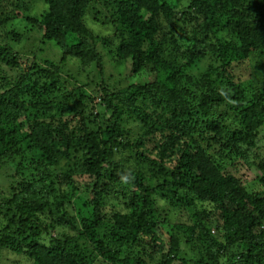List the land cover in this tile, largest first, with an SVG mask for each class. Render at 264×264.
<instances>
[{
    "label": "trees",
    "instance_id": "obj_1",
    "mask_svg": "<svg viewBox=\"0 0 264 264\" xmlns=\"http://www.w3.org/2000/svg\"><path fill=\"white\" fill-rule=\"evenodd\" d=\"M31 1L0 0V258L264 264V85L247 81L264 66V0H44L17 50ZM107 56L130 81L109 84ZM76 147L82 167L57 173Z\"/></svg>",
    "mask_w": 264,
    "mask_h": 264
},
{
    "label": "rangeland",
    "instance_id": "obj_2",
    "mask_svg": "<svg viewBox=\"0 0 264 264\" xmlns=\"http://www.w3.org/2000/svg\"><path fill=\"white\" fill-rule=\"evenodd\" d=\"M29 5H30L29 10H26L23 13L22 18L17 19L14 22L15 24H17V26L22 27L23 30L25 29V38L27 39V46L26 45L23 46V43H21L20 45H18L16 47L17 50H21L22 47H28L29 48L32 45V41L35 39L37 34H36V31L33 32L32 23H31V20H29V19L31 17H33V18L34 17H40V15L42 13H44V11L46 10V4L44 3V0H32ZM27 17H28V19H27ZM87 24L95 32L100 31V32H102V34L111 35L110 27L107 25V26L102 28V27L96 25L95 18L92 16H89V18L87 19ZM35 42H37V41L35 40ZM52 47H54V48L51 49ZM58 53H59V49L57 47H55L53 45L49 47L48 54H50L53 57V59H57ZM111 61H112V58L107 56L106 61H105V72H106V74L112 75V78H111L112 80L110 79L109 84H113L114 83L113 79H115V78L123 80V78H125L124 76L128 75V69L126 67L116 66L115 64H111L110 63ZM75 72H76V70H74V73ZM248 72H249V70H246L247 75H248ZM236 73H239V72L236 71ZM89 75L90 74L88 72H85V71L80 72V75H79V77H77L76 81H77V83H86V85H87L86 88L88 89V92H90V91L93 92L94 91V89H93L94 83L91 81H94L95 78L89 77ZM241 76H242V79L247 77L246 75H241ZM127 81H130V80H127L125 78L123 82L125 83ZM247 81L249 83H253V85L255 87H256V85L257 86H263L264 85V66L260 67V68H256L255 70H253L252 74L247 78ZM100 95H101V93L99 92L96 95V98L94 99V101L92 103L93 108L99 114H101L105 109V107L103 105H99V102H100L99 96ZM107 116L108 115H105L104 117L106 118ZM123 120H124L123 125H124L125 129H127V131L130 133L131 137H136L144 128L143 123L141 122V119L139 118L137 113L134 111L133 112H127L126 116L124 117ZM70 124L72 126H75L77 124V122L71 121ZM263 145L264 144H262V142H261L260 147H263ZM80 146H82V145H80ZM76 149H77L76 151L72 150L69 156L60 158V160L57 164V173L75 174V171L81 166L84 148L76 147ZM253 158L256 161H264V155L262 153H261V156H258V154H255L253 156ZM250 170L252 171V173H255V174L261 173L259 170L256 169L255 165H252ZM162 179H163V177L159 176L155 179V181L158 183V181H162ZM145 181H147V179H145ZM150 184H151V182H150ZM72 197H74V195ZM153 197H154V199H160L161 202L162 201L164 202V200L168 201V194H166L164 192H160V195L153 194ZM82 200L83 199H80L78 201L79 206L82 205ZM178 217L180 218L181 221H187L189 215L183 209L181 211V213L178 215ZM49 240H50V236L44 233L40 236L38 243L39 244L43 243V244L48 245ZM24 259H25V257L23 255L13 253V250L4 249L2 252V256L0 258V264H23V262H26V261H24Z\"/></svg>",
    "mask_w": 264,
    "mask_h": 264
}]
</instances>
